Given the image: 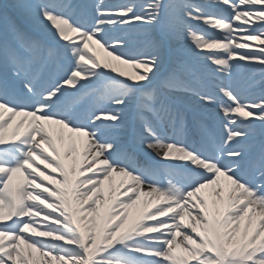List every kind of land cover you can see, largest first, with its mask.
Masks as SVG:
<instances>
[{"label":"snow or ice","instance_id":"obj_1","mask_svg":"<svg viewBox=\"0 0 264 264\" xmlns=\"http://www.w3.org/2000/svg\"><path fill=\"white\" fill-rule=\"evenodd\" d=\"M0 264H264V0L0 4Z\"/></svg>","mask_w":264,"mask_h":264},{"label":"rangeland","instance_id":"obj_2","mask_svg":"<svg viewBox=\"0 0 264 264\" xmlns=\"http://www.w3.org/2000/svg\"><path fill=\"white\" fill-rule=\"evenodd\" d=\"M13 0H7V4H10L12 3ZM115 2H118V3H125V2H128V0H115ZM254 44H258V42H252Z\"/></svg>","mask_w":264,"mask_h":264}]
</instances>
